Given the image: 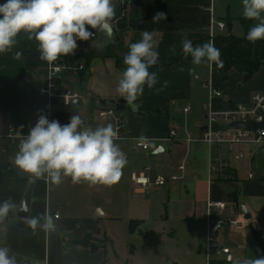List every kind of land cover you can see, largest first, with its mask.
Here are the masks:
<instances>
[{
	"label": "crops",
	"instance_id": "obj_1",
	"mask_svg": "<svg viewBox=\"0 0 264 264\" xmlns=\"http://www.w3.org/2000/svg\"><path fill=\"white\" fill-rule=\"evenodd\" d=\"M4 2L5 0H0V4ZM112 2L115 5V17L126 11L129 25L118 28L114 17L112 23L116 26L117 44H109L99 51L95 49L97 36L89 41H77L78 48L74 55L95 51L96 56L86 64L84 71L63 77L58 91L77 92L76 100H80V103L65 107L61 100H55L51 120H58L63 125L70 122L72 115L78 114L85 124L92 128L108 124L114 127L113 122L97 116L99 111L114 109L123 119L124 125V139L116 143L125 150L126 156L130 157L126 152L128 148L146 152L136 146V141L141 139L148 140L150 145L157 144L160 147L155 151L163 148L160 152L162 153L166 150L161 146L164 137L175 125L182 131V141H201V134L206 126L204 119H207L209 110L222 116L232 109H249L254 96L264 92V66L250 80H246L243 73L234 70H231L228 79L224 80L212 64L195 65L192 63V57L189 55L185 58L182 51L181 42L184 39L191 40L193 46L213 43L215 34L211 37L209 31L213 18L225 24L226 18H231L233 21L229 29L234 34L241 35L242 28L238 19L243 17L242 0H127L123 7L121 0ZM157 12L165 13L167 19L153 23V16ZM88 30L95 31L91 28ZM144 31L152 33L155 50L159 54L157 64L149 69L157 73L158 82L151 89L145 86L143 95L134 104L119 103L123 98L116 92V87L125 66L118 67L117 58H123L129 50L128 45L139 41ZM37 48L34 39L30 40L27 34L20 33L13 50L0 54V148L3 149L0 151V164L9 163L14 170L12 176L0 175V201L11 198L16 204V208L7 218L0 220V247H8L11 250L10 255L16 257L17 264H106L105 245L96 246L93 250L79 242L87 236L101 232L98 224L103 218L112 216V210L115 209V206L110 204L111 201H107L108 208L105 212L90 202H83L79 205L81 215L69 217L64 203L51 201L50 180L39 179L34 182L28 216H18L31 182L28 174L15 166V154L19 149L6 135L10 127L14 128L16 134L21 132L26 135L40 115L47 116L41 112L45 97L40 93V89L47 83L48 63L40 60ZM16 52L21 53L19 59L15 57ZM206 82H210L222 95L212 96L209 87L204 85ZM186 106L190 107L188 112H184ZM47 118L49 119L48 116ZM21 125L24 126L22 129ZM186 128H192L193 131L199 129V138L186 136ZM261 148L264 147L253 144L212 146L211 163L226 164L222 171L211 174L213 178L207 183V203L210 200L226 204L223 210H213L214 217L234 220V216L241 212L244 218L243 206L241 210L238 206V191L245 190L254 197L263 195L264 185L258 184L260 180L256 175L254 179L249 178V174L254 172H249L246 179L239 175L243 168L239 162L245 154L248 156L247 164L252 165L255 151ZM238 153H243V157L237 159ZM127 166L122 170L118 182L128 185L133 171L139 172L147 165L140 169ZM178 171L182 175L177 180L187 177L186 168L181 171L178 166ZM154 179L155 177H152V180ZM261 179L264 181V175ZM65 180L66 178L61 184L55 185L57 189H65ZM72 185L73 188L76 185L80 187L85 185V182ZM254 199L248 201L250 209L244 206L251 215L249 219L244 218L246 223L253 220L256 214ZM207 203L200 211V219L205 227ZM228 203L235 208L228 209ZM94 210L96 215L93 214ZM55 213L59 214L55 221V231L45 232L38 228L33 232L26 223L31 217L44 214L54 217ZM238 227L239 225L232 227L227 222L218 233V240L222 231L221 234L226 237L224 236V240L220 237L221 242H244L243 235L231 238L227 235ZM246 231L244 236L249 234V230ZM254 232L257 235L258 231L254 229ZM201 247L204 250V246Z\"/></svg>",
	"mask_w": 264,
	"mask_h": 264
},
{
	"label": "clouds",
	"instance_id": "obj_2",
	"mask_svg": "<svg viewBox=\"0 0 264 264\" xmlns=\"http://www.w3.org/2000/svg\"><path fill=\"white\" fill-rule=\"evenodd\" d=\"M242 15L258 21L249 28L246 40L251 43L264 40V0H242ZM114 17L112 0H5L0 4V54L11 52L18 35L25 33L28 39L37 42L40 60L52 65L61 56L74 55L77 41H89L96 32L110 37ZM166 19L165 13L157 12L152 22ZM181 43L185 58L190 55L193 64L215 63L223 67L221 52L212 42L193 46L191 40L184 39ZM128 49L116 92L131 105L143 95L145 86L151 89L157 84V73L149 69L157 64L159 54L149 31H144L141 39L130 43ZM20 55L15 53L17 59ZM17 135L20 142L14 164L28 174L30 182L47 179L59 185L64 178H70L73 184L112 186L120 180L127 164L126 154L115 142L118 131L111 124L87 126L78 114L63 125L40 115L26 135L21 132ZM15 208L11 198L0 201V220ZM56 219L44 214L31 217L26 223L33 232L38 228L51 232L56 229ZM10 251L8 247H0V264H17ZM237 264H264V256Z\"/></svg>",
	"mask_w": 264,
	"mask_h": 264
},
{
	"label": "rangeland",
	"instance_id": "obj_3",
	"mask_svg": "<svg viewBox=\"0 0 264 264\" xmlns=\"http://www.w3.org/2000/svg\"><path fill=\"white\" fill-rule=\"evenodd\" d=\"M256 23L258 21L254 20V25ZM204 122L206 125L207 119ZM175 128L178 136H181V129L177 125ZM194 130L186 128V136L199 138L200 130ZM123 139L124 136L115 142ZM161 146L165 147V152L155 155L152 153L160 147L157 144L150 145L148 152L128 148L126 152L130 157L127 156V167L131 165L133 169H140L152 163L157 171L151 177L158 173L169 177L181 176L178 166L184 165L187 177L168 181L166 185L152 183L145 190L136 188L132 179L128 185L117 182L112 186H90L85 182V185L73 188L71 180L66 178L65 189H57L50 184L51 201L64 203L69 217L81 215L79 205L83 202H90L103 212L108 208L107 201L115 206L112 216L103 218L98 224L101 232L89 236V243L92 245L106 246V264H208L206 253L201 247L205 245L207 232L200 219V211L206 207L207 183L213 178L210 173L212 146L203 141L187 143L171 140L168 134ZM122 151L125 152L123 149ZM254 156L253 164L248 165V156L245 154L239 162L243 165L239 175L246 179L249 172H254L260 180L258 184L264 185L261 179L264 175V148L256 150ZM135 172L137 171H133ZM237 195L239 209L241 206L250 209L249 199L256 198V214L253 220L247 221L248 225L241 212L234 216L239 227L227 235L229 238L243 235L244 242H221L226 237L221 231L220 237L223 238L219 237L218 241L230 246L232 261L227 262L223 255L216 254L211 255L212 261L237 264V261L264 256V244H261L264 242V193L254 197L241 190ZM232 208L235 206L228 203V209ZM96 213L94 210L93 214ZM131 219L142 220L143 223L132 231ZM254 229L258 231L257 235ZM246 230H249L248 236H244Z\"/></svg>",
	"mask_w": 264,
	"mask_h": 264
},
{
	"label": "built area",
	"instance_id": "obj_4",
	"mask_svg": "<svg viewBox=\"0 0 264 264\" xmlns=\"http://www.w3.org/2000/svg\"><path fill=\"white\" fill-rule=\"evenodd\" d=\"M127 0H121L122 7L125 6ZM226 24L223 21H219L215 18L211 20L209 31L210 36L213 37L216 31H223ZM97 33H95V37ZM86 69V65L83 62L70 61L64 56H61L54 64H48V76L47 83L40 89V93L45 97L41 112L46 114L51 120L54 115L55 103L54 101L61 100L63 106L67 107L74 103V100L78 98V93L73 91L59 92V86L62 82L63 77L66 74H78ZM205 86L209 87L212 96H221V92L213 88L210 82L204 83ZM189 106L184 108V112H188ZM264 110V92L258 93L254 96L252 105L249 109H232L222 116L217 113L210 111L208 112L207 124L201 134L200 140L209 144L210 146L220 144H253L257 147H264V129H258L255 131H248L242 129H229L228 124L237 120H250L257 117ZM97 116L102 119H107L114 124V129L118 131V138L123 137V119L114 109L102 110L97 113ZM218 125H223V128H218ZM168 137L171 140L182 141V137L178 136L177 129L170 128L167 132ZM7 138L16 143L19 149L20 137L15 133L13 127H10ZM190 141V139L188 138ZM136 146L142 150L148 152L150 149L149 141L141 139L136 141ZM3 150L0 148V151ZM243 157V153L236 155L237 159ZM226 167L224 162L215 163L212 162L210 165V173L215 174L223 170ZM181 171L185 170L184 165H180ZM156 170L155 166L150 163L139 172H135L131 175V179L136 188L140 190L147 189L152 183L157 185H166L168 181H174L179 176L172 175L166 177L161 174H157L155 179L152 180V173ZM255 174L250 173L249 178L254 179ZM226 207L224 202L208 201L207 203V217H206V228L207 236L204 245V251L207 256V263H211V255H223L224 260L227 262L232 261L231 248L220 244L218 241V233L223 226L228 222L230 226L237 227L239 222L232 219H220L213 216V210H223ZM54 217L59 218V214L55 213Z\"/></svg>",
	"mask_w": 264,
	"mask_h": 264
},
{
	"label": "trees",
	"instance_id": "obj_5",
	"mask_svg": "<svg viewBox=\"0 0 264 264\" xmlns=\"http://www.w3.org/2000/svg\"><path fill=\"white\" fill-rule=\"evenodd\" d=\"M115 20L118 28H124L129 25L126 11L118 14L115 17ZM232 21L233 20L231 18H226V28L223 31H217L213 37V44L221 52L223 67H217L215 63H212V65L221 74L224 80L228 79L231 70L243 73L245 75V79L250 80L259 71V69L264 66V40H260L255 43H251L246 40V34L252 26L253 20H248L244 17H240L238 19L242 28L241 35H236L229 29L232 25ZM95 56L96 52L91 51L81 55L66 56L65 58L70 61L78 62L85 60L84 64L86 65ZM117 65L120 68L125 66L123 64V58H117ZM232 108H234V106H232ZM217 127L223 128L224 126L218 125ZM0 175H14L12 166L9 163H1ZM141 223L142 221L140 220H131V230L133 231L137 229ZM79 243L85 246H90L93 250L96 249L95 245L89 243V236L81 240ZM261 244L263 245L264 242H261ZM211 264H223V262L213 261Z\"/></svg>",
	"mask_w": 264,
	"mask_h": 264
},
{
	"label": "water",
	"instance_id": "obj_6",
	"mask_svg": "<svg viewBox=\"0 0 264 264\" xmlns=\"http://www.w3.org/2000/svg\"><path fill=\"white\" fill-rule=\"evenodd\" d=\"M111 24H112V35L110 37L102 32H97V43L95 46V49L97 51L103 49L105 46L109 44H113V45L117 44L118 37L116 34V26L112 22ZM54 103H56V101H54ZM79 103H80V100H74V105H78ZM119 103H126V101L124 99H120ZM132 107L134 108L135 106L133 105ZM228 128L229 129H242V130H248V131L264 129V110L257 117L253 119L245 120V121L243 120L233 121L228 124ZM161 151H163V148L153 152V154H158ZM33 187H34V182H31L24 196L20 211L18 213V216L20 218H26L28 216ZM242 212H243L245 219H249L251 217L250 213L244 206L242 207Z\"/></svg>",
	"mask_w": 264,
	"mask_h": 264
}]
</instances>
